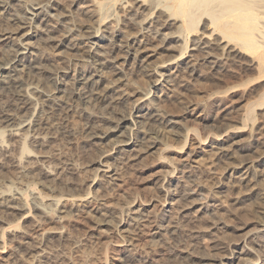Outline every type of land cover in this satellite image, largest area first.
Masks as SVG:
<instances>
[{
	"label": "rangeland",
	"instance_id": "1",
	"mask_svg": "<svg viewBox=\"0 0 264 264\" xmlns=\"http://www.w3.org/2000/svg\"><path fill=\"white\" fill-rule=\"evenodd\" d=\"M27 1L29 2L30 0ZM37 1L42 4L40 3L41 7L37 10L39 15L37 14L36 17L33 16L34 18L30 19L31 30H39L40 32L41 29L40 34L44 37V31L42 30L46 26L48 27L49 24H52L56 27L53 34L56 36L54 40L58 44L61 40L60 42L63 45L58 47L56 43L52 44L53 42H50V45L43 52L46 61L44 62L48 67L51 66L49 68L51 72L53 71V75L58 74L59 76L61 74V79H64L61 80V84H58L59 87L63 88L64 85L62 84L68 79L72 80L76 78L78 68H84L81 65L86 62L79 61L78 59L86 56L88 47L93 45L95 50H100L101 46L108 42L107 39H110L111 36L113 39H111L112 41L109 44L116 45L120 43L126 44L127 41H137L138 37L142 39V35H145L146 39L149 38L146 40V43L149 44L147 46L153 49L155 54L150 61L160 62L170 59L165 64L174 73L173 78L169 77L171 81L168 76L160 77L156 75V72L154 74V71L150 76H138L137 71L134 69L128 70L127 67L126 70V65L124 64L126 72L125 75L121 76V80L124 79L127 83L123 81L124 85L120 84V89H124L127 92L118 104L120 111H123L121 113L130 114L134 112L136 115L141 107V105H136L137 101L141 98L142 94L140 93L145 92V90L149 92L146 97L148 98V105L145 111H152L153 107H160L159 109L162 112L159 115H162V113L164 115H156L155 118L157 117L158 121L155 123L163 129L165 137L163 140H169L170 143L169 147L163 151L164 153H162L161 158L157 154L151 155L149 153L138 157L135 154V150H131V152L130 150H121L122 148L120 147L112 148L109 151L110 157L107 159L99 158L102 160L101 163H106V161L113 162L111 165L114 166H111L110 170L112 171L114 168L113 172H118L119 179L109 183L106 181L107 178L105 176L106 179L102 178L103 172L100 171L103 169L108 170V167L106 165L101 167L98 162L94 163L93 161L99 160L96 157H99V155L101 157L100 152L102 153L104 150L112 147L109 142L110 140H98L97 142L88 140L84 132L85 122H87L86 118L77 113H67L64 109L59 110L61 113L58 111V113H52L53 115L49 114L48 110L50 111V109L42 104L41 97L39 98L40 95L37 93L32 94L34 100H31L32 104L27 107V111L26 108L17 109L16 111L18 112L15 111L16 113L23 112L25 115L31 113L30 115L32 116H30L28 122L31 132L36 127L40 130L43 125L46 127L45 129L42 128V131H54L51 129H53L57 122L62 130L58 127L57 132L55 131L56 136L54 134V137L51 139L47 136V141L45 138V141L40 142V144L37 139L32 140L29 136L28 143L30 146L32 145L31 148L33 147L32 152H30L32 154H28L30 157L22 154L19 141H14L19 139L17 138L18 135L10 137V135H6L8 133H4L2 140H0V186H3L0 187V192H5L1 201H6L3 202L5 205L10 202L18 205L19 201L20 204H25V206L18 205L21 207V210L0 209V264H157L159 262L163 264H205L207 261L202 257L206 256L216 257L221 264H264V230H262L264 228V89H256L260 85L264 88V76H256L254 69L252 72L250 70L252 67L248 65L245 67L249 69H244L245 72L247 70L248 72L244 74L241 72L242 66L228 57L229 40L222 37V34L210 24L207 16L202 18L198 31L191 33L188 38L184 39L182 38L183 34L177 33V26L179 24H169V21H174L169 18H174L175 16H170V11L167 8L165 9L162 4L160 5L158 0H131V3L129 2L130 0H125V2L123 0ZM32 2L11 0L10 5L13 6V9L15 8L14 10L19 15L22 14L21 16L27 17L31 15L27 13V10L32 11L31 6H29ZM104 4L112 6L114 12L104 24L100 25L98 20L100 18L99 8ZM25 5L28 6L26 7ZM51 8H58V10ZM88 9L91 10L87 11ZM10 11L12 12L13 10ZM51 12H64L62 20L65 18L67 21L65 20L63 24L66 23L73 29L71 34L66 35L62 29L64 27L58 26V24L53 22L56 19L55 17H48ZM97 16L98 19L96 21L95 18ZM262 16L264 20V15ZM47 17L49 20H52L45 21ZM162 18H165L163 20L167 18L168 21L164 23L161 20ZM91 21L94 23L92 25L96 24L97 26L89 25ZM45 22L49 24L46 25ZM162 23L166 27H163ZM6 24H12V22L3 21L0 23V31L1 28L7 26ZM10 26H12L11 28L16 27L15 25ZM98 28L103 29L100 30ZM116 28L119 30H116ZM16 30L18 29L15 28ZM75 30L81 32H76ZM118 32L120 33L118 34ZM135 32L136 38L132 37ZM84 33L89 36H83L86 35ZM92 33L95 34L93 35ZM96 33L98 34L96 35ZM59 35H62V38ZM72 38H74L73 41ZM260 39L264 40L263 38ZM16 41L17 39H8L2 43V47H0V60L7 59L6 56L8 57V55L6 53H8L10 47L13 48ZM161 41H164V43H160ZM231 43V45H235V43ZM187 44L190 47L188 46L186 49V57L181 59L179 55L180 50L182 46H186ZM223 44L226 47L223 48ZM64 45H67L69 48H65ZM154 45L157 47H154ZM49 46L51 47L50 49ZM3 48L7 50L3 51ZM236 48L241 51L242 60L244 58H246L244 59L246 62L250 60V63L245 62L246 64L252 65L258 60L256 50L249 48L241 49L239 46H236ZM64 49L66 50L64 51ZM216 52L220 54L217 55ZM80 54L84 56L82 57ZM172 56L174 60L176 59L175 62H173V59L171 60L170 57ZM190 57H192L194 69L186 63H181L184 60L188 62L191 60ZM178 58L181 60H177ZM248 58L249 60L247 61ZM235 59H238V57H235ZM76 63L79 64L76 65ZM232 65L235 66L232 67ZM64 70L67 73L62 72ZM218 71H222L220 72L222 74H218ZM158 73L160 74V71ZM229 74L234 77L232 79L229 78ZM109 75V77H113V74ZM158 77H160L159 81H154V83L153 80H156L155 78ZM224 79L226 80L224 81ZM135 89H139L141 92L134 93ZM1 92L0 90V121L3 119L7 109H16V105L13 102L14 95ZM33 102L35 103L33 104ZM197 103H201L203 107H207L204 109V112L210 118L209 120H200L196 116L185 114L191 104L194 107V104ZM250 107H254V113L250 116L251 119H247L249 117H246L245 114ZM28 109H31V112H28ZM153 113L155 114L157 111H153ZM43 117H45L44 120H42ZM54 118L57 119V122ZM167 119H175L174 121H178V123H168ZM102 123L106 126L114 124L107 120H104ZM130 123L132 124V122ZM223 126L225 127L223 128ZM65 128L66 131L64 130ZM132 129V134H135L137 132V125L133 124ZM168 129L170 131H167ZM172 131H178L179 133L176 136H170V139H168L166 136L175 133ZM180 131H182V134ZM205 136H208L207 140L203 139L206 138ZM232 143L233 145H231ZM223 144L226 145V148L229 146L228 153L221 158H217L219 152L218 146ZM10 152H12V155ZM262 154L263 157H259ZM116 157L117 159H115ZM243 158L245 163L240 165L239 162ZM29 159H31L30 161L33 159V161L30 162ZM27 162H29L28 165L25 164ZM162 162L166 165L164 163L161 164ZM115 167L117 168L116 170ZM45 169L53 171V177L57 181L63 180L62 186L65 187L63 189L62 187L59 189L49 187L48 189L52 181L47 179L42 173ZM27 172L31 173L32 176L23 175ZM34 177L36 181L32 182ZM8 186L11 187V190L6 191L5 189ZM4 187L5 189H3ZM168 188L170 189L168 190ZM84 194H86V197ZM34 198L36 199L34 200ZM150 198L155 200L150 203L146 211L150 216H156L158 219L156 220L161 225L160 229L152 231H150L151 225H141L138 227L136 221L132 219V216L130 217L131 214L133 215L132 212L140 213L138 209L141 202L144 199ZM7 199H9L8 202ZM52 201H56V205L58 203L60 206H55L54 209L52 208L53 210L51 206H46L47 204L45 203L50 204ZM99 201L105 204L99 205ZM97 206L102 208L100 210L102 213L107 210L105 212L107 214L104 215H110L108 217L110 219L109 225L94 223L97 221L94 218L95 212H97L94 211V208ZM60 209H63L62 211H71L69 212L70 217L68 215L63 216L66 217L63 220V217L61 218L60 215L64 214H62ZM86 210H90L88 217L84 213ZM96 214L101 218L104 217L101 213ZM167 219L169 221H176L175 225L177 226L172 228V231H168L170 228L164 227L162 229L163 223L168 224L167 221L165 222ZM117 222L119 223L115 224ZM128 222L129 224H127ZM127 225L135 228V232H138L137 234L140 237L145 236V238L155 241V246L151 244L153 247L149 248L150 251L148 249L147 251L146 249L140 250L139 248H135L130 242H120V240L124 239L121 236L125 235L124 228ZM140 227L142 228L139 232L137 229ZM119 230L122 231L120 232ZM174 230L176 231L174 232ZM155 231H160V233L153 236L152 234ZM118 241L122 246H119ZM133 241L134 243H140L135 239ZM238 252H243V255L240 256L242 258L234 259V255H238Z\"/></svg>",
	"mask_w": 264,
	"mask_h": 264
},
{
	"label": "bare ground",
	"instance_id": "2",
	"mask_svg": "<svg viewBox=\"0 0 264 264\" xmlns=\"http://www.w3.org/2000/svg\"><path fill=\"white\" fill-rule=\"evenodd\" d=\"M30 1H33L32 4L30 3L31 5H29V6H31L30 8H32V11L27 10V8H26V10H27V13H29L31 15L30 16H27L26 15L27 17H25V16H21L22 14L20 12L19 13L21 15H19L18 12H16L14 10L15 8L14 9L12 8L13 6L10 5L11 4V0H0V23H2L3 21H5V22L11 21L12 22V24H6L7 25L6 27H5V25H3L5 28H1V31H0V47H2V43H4L5 41H7L8 39H17L16 44L13 45V48L10 47L9 50H8V53H6L8 55V57L6 56L7 59L0 60V90L2 92H7V93H10L11 95H14V101L13 102L16 105V107H15L16 109L15 110L14 109L12 110L10 108L7 109L6 112L4 113L3 119L0 121L1 122L0 123V140H2V137L4 136V133H8L6 135H10V137L11 136H14V135H18V137L17 136L16 137L19 138V139L18 140H14V141H19V144L20 145L19 144L18 145L21 146V148H22L21 149L22 150V154L28 155L30 152H32V148H33V147L31 148L32 145L30 146L29 143H28V137L29 136H30V139L32 138V140L33 139L34 140L37 139L38 140V143L40 144V142L45 141V138H46V141H47V138L48 137H50V139H51L52 137H54V134H55V136L57 135L55 133V131L57 132V130L59 128H61V126L60 127L58 126V122L56 121L57 119L54 118L57 123H55V126L53 127V129H51V130H54V131H50V132L49 131L47 132V131H44V130L42 131L41 129L42 128L45 129L46 126H44L43 124H40V125H43V127L40 130H39V128L36 127V128H34L33 132H31V130L29 128L30 126H28L29 125L28 122H29L30 116H32V115H30L31 113L30 114H27V115L23 114V112H21L22 114L20 112L19 113H16V112H18L16 110L17 109L19 110L21 108H26V111H27V107L32 104V101L31 100L32 99L34 100V97L32 96V94L37 93V94L40 95L39 98L41 97V101L43 102L42 104H44V106L46 108L48 107V109H50V111L48 110L49 114L50 113L51 114L52 113L55 114V113H58L59 110L64 109V111L66 110L67 113L68 112L77 113V114L83 116L84 118H86L87 119V122H85L84 132H85V137L88 140L90 139V140H93V141H96V142L98 140H108V141L110 140L109 142L112 145V147L110 146L111 148H109L107 150H104L102 153L100 152L99 154H101V157L98 154L99 157H96V158H98V159L99 158H101V159L102 158L103 159L106 158L107 159L111 155L109 153V151L112 150V148L114 149V148H119V147L122 148L121 150H126V151L135 150L136 151L135 154H137L138 157L143 156V154L149 153L151 155L152 154H157L159 156V158H161L162 157V153H164L163 151L169 147V143L170 142L167 139H165L167 141H164L163 140V138H165L164 135H163V129H161V127H159L155 123L156 121H158L156 119L157 117L155 118V116L156 115L160 116L161 114L159 115V113L162 112V110L160 111V109H159L160 107L159 108L158 107H153L152 108V111L151 110L145 111V109L147 108V105H148V98H146V97L149 94V92H146V90H145V92H141V90H139V89H135L134 90L135 91L134 93L141 92L140 94H142L141 95V98L140 99L138 98L139 100L136 103V105H139V106L141 105V107L139 108L138 113L136 115L134 114V112L133 113H130V114L129 113L128 114L127 113H121L123 111H120V109L118 107V104H119V102L122 100L123 96L127 92L124 89H120V86H121L120 84L124 85L123 84V81H125L123 78H122L123 80H121V76L125 75V72H126L125 71V68H124V64L126 65V70H127V67H128V70L129 69L130 70L131 69H134L135 71H137L136 73H138V76H144V77L145 76H150V75H152V73L154 71V74L156 72V75H158L160 77H163V76H166L167 77L168 76V78L169 77L173 78L174 77L173 71L171 72L170 68H168V66L165 64L167 61L169 62L170 59L163 60V61H160V62H155V61L152 62L153 60L150 61L151 58L155 54H154V50L153 49H150L147 46L148 43H146L147 42L146 40L149 39V38L146 39L145 35H142V37L144 38V40H142L143 38L142 39H139V37H138L137 38V41L135 40L134 42H131V41L128 42L127 40H125L128 43L126 42V44H124V43L121 44L120 43V44H116V45H110L109 44V42L112 41L111 39H113L112 36H111V38L109 36L110 39H107L108 42H106L104 45H102L101 46L102 48L100 50H95V48L93 47V45H91V47H88V51L86 53V56L83 55L85 58L82 56V54H80L84 59L81 57L82 59H78V60L79 61H82V62H86V63H83L82 65L80 64L81 67H84V68H81L79 66L81 68V69H79L76 66V68H78L77 69V72H78L77 77L74 78V79H72V80L71 79H68L67 81H65V83L62 84V85H64L63 88L62 87H59L58 84H61V80H64V79H61L62 78V75L61 74H59V76H58V74L57 75H53L54 74V73H52L53 71L51 72V70L49 68L51 66L48 67L45 64L46 61H45V56H44V53L43 52L45 51V48L48 45H50L49 44L50 42L51 43L53 42L52 44H55L56 43L57 44L56 46H58V47L63 46L62 45V42H60L61 41L60 40L59 41V44H58L54 40L56 36H54L53 34L55 33V30L56 29H54V28H56V27L53 26L52 24H49V23L46 24V22H45V24L46 25L49 24V26L48 27L46 26L45 29L42 28L43 29L42 31H44V33H43L44 34L43 35L44 37H42V35L40 34V32H41V29L40 28H39L40 29V32H39V30H36V31L35 30L34 31L31 30L32 26L30 24V19L34 18L33 16H35V17L37 16V14H38L37 10L40 9V7H41L40 6V3L41 2H39L37 0H30ZM120 1H122V0H120ZM145 1H149V0H145ZM158 1L160 2V5L162 4L165 7V9L167 8L170 11V16H175L174 18L167 17L169 15H167L166 17L169 18V19H173L174 20L173 22H170L169 21V24L170 25H174L176 23L179 24L177 26V28H178L177 29V33L183 34L184 36L182 38H184V39L185 38H188V36L191 33H194L196 31H198L199 24L202 21V18L204 16H207L209 18L210 24H212L215 27V29L222 34V37L227 38L229 40V50H228L229 51V56L228 57H230V60L236 61V62L239 63L240 66H242V68L240 69L241 72L243 74L244 73H247L248 70H247V72H245V70L246 69H249V68H247L245 66L248 65V66H251L252 67V68H250V70H252V72H253V69H254V74L256 76H264V40H261L260 39V38H263L264 39V20L262 19V17H263L262 15H264V0H158ZM26 2L29 3L27 0H26ZM123 2H125V0H123ZM129 2L131 3V0ZM146 3H148V2H146ZM155 5H158V4H155ZM42 8H44V7H42ZM9 9L10 10H13L14 12L13 11L11 12ZM51 9L58 10V8H51ZM93 9H95V8H93ZM89 10H91V9H88L87 11H89ZM143 10H144V8H143ZM99 11H100V18L98 19V16L96 18L95 17L94 18H95V20L96 19L99 20V24L100 25L101 24H104V22H106V20L108 18H110L113 15V12H114L112 6H108L107 4L106 5L105 4L102 5L99 8ZM118 12H120V11H118ZM63 13H59V12L53 13V12H51V13H49L48 17L49 18H51V17L54 18L55 17L56 19L55 20L53 19L54 20L53 22H55L56 24H58V26L59 25L63 26L64 28H62V29L64 30V33L66 35L67 34H71L72 31H73V29H71L66 23L63 24V22L65 20L67 21V19H65V18H64V20H62L63 17H64L63 16ZM47 14H46V16H47ZM88 14H91V13H88ZM120 15H122V14H120ZM48 17L45 18V21H47V22L52 20V19L49 20ZM121 18H122V16H121ZM167 18H166V20H163L165 18H162L161 20H163V22L166 23L168 21ZM70 20H72V19H70ZM70 20H68V21H70ZM138 21H143V20H138ZM179 21H181V23H179ZM76 23H74V24H76ZM164 23H162V26L163 27H166V25ZM92 24H94V23H92V21H91V24H89V25H92ZM159 24H161V23H159ZM10 25H15L16 27L11 28L12 26H10ZM69 25H71V24H69ZM95 25H92V26H95ZM28 27H29V29H28ZM100 27H103V26H100ZM15 28L18 29V30L15 31ZM95 28H97V27H95ZM98 29H100V28H98ZM102 29H100V30H102ZM79 30L78 31L75 30V31L76 32H81ZM116 30H119V29L116 28ZM13 31H15V32H13ZM83 31H85V30H83ZM91 31H93V30H91ZM138 32H140V31H138ZM73 33H75V32H73ZM119 33L120 32H118V34ZM84 34H86V33H84ZM97 34L98 33H96V35ZM131 34L133 35V33H131ZM76 35H74V36H76ZM80 35H82V34H80ZM112 35H114V34H112ZM135 35H136V32H135V34L132 37L136 38L137 35L136 36ZM146 35H148V34H146ZM83 36H87L88 37L89 35L86 34V35H83ZM138 36H139V34H138ZM70 37H72V36H70ZM73 39L74 38H72V41H73ZM211 39H213V38H211ZM231 42L235 43V45L234 44L231 45L232 44ZM160 43H164V41L163 42L161 41ZM206 44H209V43H206ZM3 45H5V44H3ZM52 46H54V45H52ZM64 46H65V48H69L67 45H64ZM117 46H119V47H117ZM155 46L156 45H154V47ZM158 46H159V44H158ZM188 46H189L188 44L186 46H182V48L180 50V54H179L180 57H181V59L184 58V57H186L185 53L187 52L186 49L188 48ZM236 46H239L241 49H248L249 48V49L256 50L257 51V58H258V60L256 62H254V64H252V65L246 64V63H248L250 61L249 58L247 59V61L249 60L248 62H246L244 60L246 58L243 59L244 60V62H243V60H242L243 57L241 56V51L238 48H236ZM72 47H74V46H72ZM224 47H226V46L224 45L223 48ZM50 48L51 47L49 46V49ZM173 48H174V46H173ZM207 48H209V47H207ZM60 49H62V48H60ZM167 49H168V47H167ZM6 50L3 48V51H6ZM57 50H59V48H57ZM65 50L66 49H64V51ZM71 50H72V48H71ZM175 50H177V49H175ZM156 52H157V50H156ZM212 52H214V51H212ZM216 54L218 55L220 53L216 52ZM192 55H190V56H192ZM254 55H256V54H254ZM2 56H4V55H2ZM235 57H238V59H235ZM170 58L172 60L173 59V56L170 57ZM179 58L177 60H181ZM191 58L192 57H190V59ZM195 58H196V56H195ZM197 58H200V57H197ZM213 58H215V57H213ZM193 59H194V57H193ZM175 60L173 62H175ZM194 60L196 61V59H194ZM192 62H193V60L191 59L188 62L184 60L181 63H184V64L186 63V64L192 66V68H193L194 67L193 66L194 63H192ZM213 63H214V61H213ZM230 63H232V62H230ZM73 64H74V62H73ZM77 64H79V63H76V65ZM176 65H177V63H176ZM217 65H218V63H217ZM234 66L232 65V67H234ZM175 67H177V66H175ZM192 68H190V69H192ZM232 69H234V68H232ZM177 70H179V69H177ZM75 71H76V69H75ZM159 71H160V74L158 73ZM55 72H56V70H55ZM62 72L67 73V71H65V70L62 71ZM220 72H222V71H218V74H222ZM109 74H113V77L112 78L109 77L110 76ZM227 74H228V72H227ZM231 74H234V73H231ZM231 74H229L228 77L232 79V77H234V76H231ZM249 75H252V74H249ZM176 76H175V78H176ZM160 77L155 78L156 80H153V82L154 81H159V78ZM195 77H197V76H195ZM215 77H219V76H215ZM195 79H197V78H195ZM234 79H236V78H234ZM234 79H233V81H234ZM169 80L171 81L170 78H169ZM218 80H219V78H218ZM225 80L226 79H224V81ZM69 81H70V83H69ZM125 82L127 83V81H125ZM132 82H134V81H132ZM221 83H222V80H221ZM219 84H218V86H219ZM117 88H119V89H117ZM214 88H215V86H214ZM229 88H230V83H229ZM256 89H264V88H262L261 85H260V86H257ZM211 90H213V89L211 88ZM4 94H6V93H4ZM13 102H12V104H13ZM35 102H36V100H35ZM35 102H33V104ZM213 102H214V100H213ZM205 103H207V102L205 101ZM194 105L195 106L193 107V104H191V106L187 109V112H185V114H188V116H190V115L191 116H196L200 120H209L210 119V118H208L207 114H205V112H204V109H206L207 107H205V106L203 107V105L201 103H197V104H194ZM259 105H262V104H259ZM121 109H122V107H121ZM28 110H29L28 112H31V109H28ZM118 110H119V112H118ZM124 111H126V110H124ZM153 111H157V113L154 114ZM59 112L61 113V111H59ZM253 113H254V107L253 108L250 107V108L247 109L245 116L246 117H249L247 119H251L250 116H252ZM69 114H71V113H69ZM73 115H71V116H73ZM118 115H120V116H118ZM162 115H164V114L162 113ZM172 115H174V114H172ZM188 116H186V117H188ZM50 117H55V116H50ZM61 117L63 119V115ZM44 118L45 117H43L42 120H44ZM39 119H37V120H39ZM104 120L113 122L114 124L111 125V126H106V125H104V123H102ZM174 120H172V119H169L168 120L167 119L166 121H168V123L177 124L178 121H174ZM130 122H132V124ZM160 123H158V124L160 125ZM133 124L137 125V132L134 131V132H136L135 134L134 133L132 134ZM224 124L226 125V123H224ZM45 125H47V124H45ZM224 127L225 126H223V128ZM68 129L70 130L69 127H68ZM227 129H228V127H227ZM61 130H62V128H61ZM64 130L66 131V128ZM230 130L231 129L229 127V131ZM167 131H170V130L168 129ZM67 132H69V131H67ZM172 132H175V133L174 134H171L169 136H166V137H168V139H170V136H172V135L173 136H176V135H178L177 133H179L178 131L177 132L176 131H172ZM237 132H240V131H237ZM76 133H79V132H76ZM180 133L182 134V131H180ZM219 134H221V132H219ZM211 135H213V134H211ZM6 137H5V139H6ZM216 137H218V136H216ZM207 138H208V136L206 138H203V139L204 140H207ZM212 138H214V137H212ZM32 140H31V142H33ZM15 143H18V142H15ZM93 143H95V142H93ZM183 143H185V142H183ZM233 143L231 145H233ZM223 145L218 146L219 152H218L217 158H221L222 156H225L228 153L229 146H228V148H226L225 147L226 145L225 144H223ZM17 148H19V147H17ZM44 148H46V147H44ZM6 149H7V147H6ZM38 152H40V150H38ZM10 153L12 155V152H10ZM122 153H123V151H122ZM30 154H32V153H30ZM16 155H18V154H16ZM18 156H16V157H18ZM261 156L263 157V154L262 155H259V157H261ZM153 157H154V155H153ZM24 158H25V156H24ZM128 158H129V156H128ZM244 158L240 160V162H239L240 165L245 163L244 162ZM101 159H99V160H95L94 159L95 161H93V162L94 163L98 162L101 165V167L103 165H106L108 167V170H105V169L100 170V171L103 172V174H102L103 177L102 178L104 179L106 177L107 178L106 181H108L109 183L110 182H114V180L119 179L118 172L117 171L116 172H113L114 168L112 169V171L110 170L111 166H114V165H111V164H113V162L111 163V161L110 162L109 161H106V163H104V162L101 163V161H102ZM115 159H117V157ZM25 160H27V159H25ZM30 160L31 159H29V161ZM20 161L22 163L21 158H20ZM32 161H33V159H32ZM32 161H30V162H32ZM160 161H162V160H160ZM14 163H18V162H14ZM23 163H24V161H23ZM163 163L164 162H162L161 164H163ZM25 164L28 165L29 162H27ZM170 164H172V163H170ZM30 165H31V163H30ZM21 166H24V165H21ZM25 168H27V166H25ZM48 168H50V167H48ZM171 168H170V170H171ZM116 169L117 168L115 167V170ZM166 171H168V170H166ZM52 172L53 171L48 170V169H45L44 172H42L46 176L47 179H50L52 181L51 184L49 183L50 185L48 186V189H49V187L54 188V189H56V188L59 189V188L62 187V189H63L65 187V186H62L63 185V180L57 181L56 178L53 177ZM21 173H23V172H21ZM23 175H26V176H29V177L32 176V174L31 173H28V172L26 174H23ZM22 176H20V177H22ZM57 176H58V174H57ZM94 179H96V178H94ZM33 181H36L35 180V177L32 179V182ZM45 182H46V179H45ZM47 185H45V186H47ZM0 187H3V186L1 185ZM3 189H5V187ZM20 189L22 190V188H20ZM54 189H52V190H54ZM70 189L72 190L71 187H70ZM169 189L170 188H168V190ZM5 190L6 191H9V190H11V187L8 186L7 189H5ZM4 194H5V192H3V191L0 192V209L1 208H6V210L7 209L8 210H21V207L18 206V205H23V203L20 204V201L18 202V205L16 203L14 204V202L13 203L10 202L9 204L6 203V205L3 204V202H6V201H3V202L1 201V199H3V197H4ZM17 196H19V195H17ZM84 196L86 197V194H84ZM163 197H165V196H163ZM166 197H168V196H166ZM6 198H8V197H6ZM35 199L36 198H34V200ZM8 200L9 199H7V202H8ZM15 200H16V198H15ZM53 200H55V199H53ZM154 200L155 199H153V198H150V199H147V200L144 199L141 202V204L139 206V209H138V210H140L139 211L140 213H138V212H132L133 215L132 214L130 215V217L132 216V219L136 221V225L138 227L141 226V225L142 226L151 225L152 228L150 229V231H152L154 229H158V228L160 229L161 228V225H159V223L157 221L158 219L156 218V216H150L148 214V212L146 211L147 208H148V206L150 205V203L152 201L154 202ZM164 200L167 201L166 199H164ZM99 202H100L99 205L100 204L101 205H104L105 204V203H101V201H99ZM45 204H47L46 206H48V205L51 206V209L52 208L54 209L55 206H60V205H58V203L56 205V201H52V203H50V204L49 203H45ZM36 205H39V204H36ZM23 206H25V204ZM22 208H25V207H22ZM42 208H43V206H42ZM94 209H95L94 211H97V212H95V215L93 214L94 215V218L97 220L94 223L95 224H98V225H109L110 219L108 217L110 215H107V216L104 215V214H107V213H105V212H107V210L104 213H102V211H100L102 209L101 207H98L97 206ZM48 210H50V209H48ZM60 210H61L62 214H64V215H60L61 218L63 216H66V215H68V216L70 215L69 212H71V211H69V212L68 211H65V210L62 211L63 209H60ZM69 210H71V209H69ZM1 212H3V211L1 210ZM43 212H45V211H43ZM84 213L88 217V214L90 213V210H86V211H84ZM96 213H101V215L102 216L104 215V217L101 218V217L97 216ZM20 214H22V213H20ZM52 216H54V215H52ZM56 217H54V218H56ZM168 217H170V216H168ZM64 218H66V217H63V220H64ZM59 221H61V220H59ZM166 221L168 222V224H164L163 223V228L162 229H164V227H165V228H170V229H168V231H172L171 229L174 228L175 226H177V225H175V223H176L175 220L174 221H169L167 219V220H165V222ZM118 223L119 222H117L115 224H118ZM127 224H129V222ZM131 224H133V223H131ZM115 227H117V226H115ZM141 228L142 227H140L137 230L139 231ZM124 229H125L124 230L125 235L124 236L123 235L121 236L124 239L120 240V242H122V243L130 242V244H133L135 246V248H139L140 250H142V249H144V250L145 249L146 250L148 249L149 250V248L153 247L151 244H154V246H155V243H154L155 241H152L151 239L145 238V236L140 237V235L137 234L138 232L137 233L135 232L136 229L135 228H132V226L130 227V225H127V227H125ZM262 230H264V228ZM119 231L121 232L122 230H119ZM175 231L176 230H174V232ZM158 233H160V231H155V232H153L152 235L154 236L155 234H158ZM133 239L138 240L140 243H134V241L132 242ZM114 243H116V242H114ZM118 243H119V241H118ZM119 246H122V245H120V243H119ZM135 248H133V249H135ZM242 253L243 252L239 253L238 255H234L233 258L234 259H241L242 257H240V256L243 255ZM131 257H134V256H131ZM202 258L207 261L205 264H221V262H219V259H217L214 256H206V257H202ZM246 259H245V261H246ZM157 264H163V263L162 262H159Z\"/></svg>",
	"mask_w": 264,
	"mask_h": 264
}]
</instances>
